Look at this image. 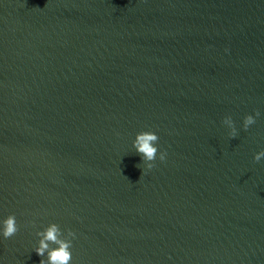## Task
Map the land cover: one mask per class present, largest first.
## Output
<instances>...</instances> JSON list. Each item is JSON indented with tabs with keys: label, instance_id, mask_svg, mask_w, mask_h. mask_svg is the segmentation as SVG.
<instances>
[{
	"label": "water",
	"instance_id": "95a60500",
	"mask_svg": "<svg viewBox=\"0 0 264 264\" xmlns=\"http://www.w3.org/2000/svg\"><path fill=\"white\" fill-rule=\"evenodd\" d=\"M262 148L264 0H0V264H264Z\"/></svg>",
	"mask_w": 264,
	"mask_h": 264
},
{
	"label": "clouds",
	"instance_id": "9594fccd",
	"mask_svg": "<svg viewBox=\"0 0 264 264\" xmlns=\"http://www.w3.org/2000/svg\"><path fill=\"white\" fill-rule=\"evenodd\" d=\"M225 51L227 52V48ZM258 115L259 112L255 110L254 114H245L241 127L247 129L250 124L254 123L255 116ZM221 122L227 127L229 137L237 134V128L231 115H225ZM157 139L158 136L154 131L141 130L136 133L135 139L132 141L136 152L140 154V159L145 162V169L152 168L153 164L151 162L157 158V145L154 143ZM165 156V150L161 149L158 153V159L163 161ZM262 158H264V148L256 151L252 157L254 161H259ZM16 231V217L13 214L0 217V238H7ZM35 234L39 239L36 241L33 250L42 257L39 264H69L71 260L70 245L72 243L69 238L74 236L71 230H65V233L62 234L61 229L53 222L38 230Z\"/></svg>",
	"mask_w": 264,
	"mask_h": 264
}]
</instances>
